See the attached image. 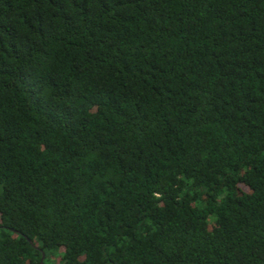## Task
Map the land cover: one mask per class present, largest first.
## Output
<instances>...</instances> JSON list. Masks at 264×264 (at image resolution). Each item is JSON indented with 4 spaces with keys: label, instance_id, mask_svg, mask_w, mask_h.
<instances>
[{
    "label": "trees",
    "instance_id": "trees-1",
    "mask_svg": "<svg viewBox=\"0 0 264 264\" xmlns=\"http://www.w3.org/2000/svg\"><path fill=\"white\" fill-rule=\"evenodd\" d=\"M0 264H264V0H0Z\"/></svg>",
    "mask_w": 264,
    "mask_h": 264
},
{
    "label": "water",
    "instance_id": "water-1",
    "mask_svg": "<svg viewBox=\"0 0 264 264\" xmlns=\"http://www.w3.org/2000/svg\"><path fill=\"white\" fill-rule=\"evenodd\" d=\"M27 242L29 243V241L27 240ZM42 258H43V255L41 254V257H40V263H41V261H42Z\"/></svg>",
    "mask_w": 264,
    "mask_h": 264
}]
</instances>
